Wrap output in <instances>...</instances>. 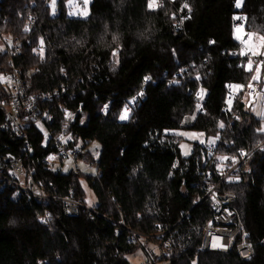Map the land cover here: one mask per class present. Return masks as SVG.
<instances>
[{"label":"trees","instance_id":"16d2710c","mask_svg":"<svg viewBox=\"0 0 264 264\" xmlns=\"http://www.w3.org/2000/svg\"><path fill=\"white\" fill-rule=\"evenodd\" d=\"M73 1L0 0V102L11 97L1 78L15 71L28 94L60 92L23 118L21 133L2 130L0 109V165L25 159L50 198L39 202L0 184V264H131V255L147 253L145 240L160 250L172 243V255L158 260L165 264H264V152L257 150L264 120L239 88L254 80L259 61L235 37L241 26L264 37V0L240 8L238 0H88L87 18L73 13ZM189 9L178 25L175 14ZM7 35L21 40L19 54L3 51ZM229 85L237 86L231 111ZM73 112L78 120L66 130ZM185 130L213 139L215 152L195 144L184 156ZM72 131L73 149L89 138L79 157L95 168L79 178L46 161L56 139ZM93 143L98 156L88 150ZM249 154L236 183L220 190L235 195L255 255L204 252L214 204L206 196L222 180L218 166ZM83 180L98 200L95 213L67 217L63 199L87 205ZM160 232H167L162 241Z\"/></svg>","mask_w":264,"mask_h":264},{"label":"built area","instance_id":"2783aa9c","mask_svg":"<svg viewBox=\"0 0 264 264\" xmlns=\"http://www.w3.org/2000/svg\"><path fill=\"white\" fill-rule=\"evenodd\" d=\"M189 10H179L175 14V19L178 25H183L185 21L189 18ZM245 17H238L235 20L237 26H241ZM32 28V25L30 26ZM21 40L15 38L13 35H7L2 38V49L7 52L8 55H17L21 52ZM41 51L45 50V46L41 45ZM2 82L7 83L10 87L11 97L4 102H0V109L5 111L6 122L2 126V130L11 128L15 132H22L24 125L23 118L36 117L38 114V109L40 104L47 102H53L60 96L59 91H46L36 94H28L25 89V85L22 82L19 74L15 71L13 74L2 77ZM173 82L170 83L172 86ZM236 87L235 85H229L227 96L228 101V111L232 110V101L236 97ZM262 84L259 80L254 79L249 82L247 86H239L240 89L244 90L250 96V103L257 104L261 96ZM200 100L204 98V94L198 97ZM106 111H110L109 108ZM80 112L69 113L70 120L66 125V130L71 128V124L78 120ZM45 118L53 120L54 117L51 115L50 111L47 110L45 113ZM85 118V117H83ZM82 118V120H83ZM81 120V123H82ZM80 123V125H82ZM264 132V123H263ZM47 138L49 137V134ZM26 141V146L30 147V141L27 135L23 134ZM75 142V132H70L64 134L58 139H56L57 152L51 154L46 161L50 164V169L59 173L60 170L63 171L64 164L67 161L72 162V168L69 172H73L75 177H81L85 175V171L82 168L86 166L87 168H93L91 165L86 163L85 159L79 157V152H81V146L77 143L76 149H73V143ZM210 153L215 152V144L209 146ZM257 150H262L264 152V144H260ZM253 153V152H252ZM251 153V154H252ZM99 151L95 152L98 156ZM251 154L246 156L242 161H235L231 158H223L219 168V175L222 177L221 182L212 186L207 193L206 197L213 200V217L205 226L204 240H203V251L204 252H215L230 254L235 252L241 259L250 260L255 255V250L247 240V233L240 218L239 214L235 209H233V204L236 197L233 193L224 192L220 190V185L224 182L236 183L237 174L246 158ZM26 161L23 158H10L9 162L4 166L0 165V184L4 188H12L15 190L16 194L19 196H27L29 199H36L39 202H47L50 198L48 197L44 187L37 183L35 180L36 168L29 169L26 166ZM212 178V176H210ZM64 203V213L67 217L79 216L82 212L88 211L95 213L90 207L85 203L77 201L72 197L63 199ZM167 233V232H165ZM165 233L157 235L158 239L162 241L165 237ZM136 235V233H135ZM216 241H219L220 245L216 246ZM148 242L143 241V246L148 252ZM162 256H170L173 253V245L171 242L166 241L163 249L160 250ZM149 258V256H148ZM146 264H154L152 260L146 261Z\"/></svg>","mask_w":264,"mask_h":264},{"label":"rangeland","instance_id":"374dc122","mask_svg":"<svg viewBox=\"0 0 264 264\" xmlns=\"http://www.w3.org/2000/svg\"><path fill=\"white\" fill-rule=\"evenodd\" d=\"M55 0H53L54 4ZM88 0H74L72 2L73 6V13L75 14H83V18H87L89 15V4ZM244 3V0H239V8L242 7ZM235 37L239 41L243 42L244 44V53L247 54L252 60H258L256 66V79L259 80L262 83L261 87V96L257 102V104H251L250 103V96L248 93H246V103L247 108L258 118L264 120V37L260 34H248L245 32L244 27H237L235 32ZM239 37V38H238ZM86 122V118H83L82 125H84ZM40 128L44 130L42 126ZM180 135H182L185 138V141L181 145L182 153L184 156H189L193 148L195 147V144H200L202 146H210L213 144V139L207 138L205 134L201 132L196 131H181ZM48 136V135H46ZM83 139V140H82ZM82 139L78 140L77 143L81 147L84 146V144L88 143L89 138L88 137H82ZM76 142V140H75ZM86 142V143H85ZM97 143H93L88 150L95 153L97 149ZM221 164V163H220ZM219 164V166H220ZM72 168V162L67 161L64 164V172H69ZM83 170L86 174H92L95 172V168H87L86 166L82 165ZM83 187L86 193V203L89 207L95 208L98 204V200L95 197L94 193L90 189L89 185L86 183V181L83 180ZM149 251L145 253L143 250L138 251L136 254L131 255L129 257L131 264H146L147 259L152 260L155 262V264H165L164 262L158 261L159 258H161L162 254L160 251V248L156 246L154 243L148 244ZM151 249V250H150ZM149 256V258H148Z\"/></svg>","mask_w":264,"mask_h":264},{"label":"snow or ice","instance_id":"6c2138e0","mask_svg":"<svg viewBox=\"0 0 264 264\" xmlns=\"http://www.w3.org/2000/svg\"><path fill=\"white\" fill-rule=\"evenodd\" d=\"M150 6H151V4H150ZM238 6H239V0H238ZM185 7H187V5H185ZM189 11H190V9H189ZM239 38V37H238ZM251 65V61H249V66ZM256 77H254V79H255ZM126 116H127V113H125V115L123 116V117H121L122 119H124V118H126Z\"/></svg>","mask_w":264,"mask_h":264},{"label":"bare ground","instance_id":"6f19581e","mask_svg":"<svg viewBox=\"0 0 264 264\" xmlns=\"http://www.w3.org/2000/svg\"><path fill=\"white\" fill-rule=\"evenodd\" d=\"M3 94V93H2ZM4 97V96H3ZM6 121V120H5ZM26 148V147H25ZM24 152V151H23ZM216 246L220 245L219 241H216L215 243Z\"/></svg>","mask_w":264,"mask_h":264},{"label":"crops","instance_id":"0c3cea01","mask_svg":"<svg viewBox=\"0 0 264 264\" xmlns=\"http://www.w3.org/2000/svg\"><path fill=\"white\" fill-rule=\"evenodd\" d=\"M151 250V249H150ZM148 251H149V249H148Z\"/></svg>","mask_w":264,"mask_h":264}]
</instances>
